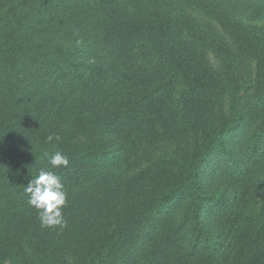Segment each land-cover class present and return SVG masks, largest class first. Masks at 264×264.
Wrapping results in <instances>:
<instances>
[{"label": "trees", "instance_id": "trees-1", "mask_svg": "<svg viewBox=\"0 0 264 264\" xmlns=\"http://www.w3.org/2000/svg\"><path fill=\"white\" fill-rule=\"evenodd\" d=\"M190 137L182 156L136 169L152 144ZM57 152L67 166L50 165ZM262 160L264 0L0 12V264H264V195L245 211L264 192ZM40 170L63 185V227L29 204Z\"/></svg>", "mask_w": 264, "mask_h": 264}, {"label": "clouds", "instance_id": "clouds-1", "mask_svg": "<svg viewBox=\"0 0 264 264\" xmlns=\"http://www.w3.org/2000/svg\"><path fill=\"white\" fill-rule=\"evenodd\" d=\"M48 142L59 141L60 137L48 135ZM53 168L67 166L66 156L57 152L49 161ZM26 192L30 194L29 204L39 210V218L42 226L65 225L62 216L61 206L65 204L66 196L60 179L51 171L40 170L39 174L29 180Z\"/></svg>", "mask_w": 264, "mask_h": 264}, {"label": "rangeland", "instance_id": "rangeland-1", "mask_svg": "<svg viewBox=\"0 0 264 264\" xmlns=\"http://www.w3.org/2000/svg\"><path fill=\"white\" fill-rule=\"evenodd\" d=\"M11 0H0V12L4 10V8L9 4ZM238 20H242L244 23L248 24H257L251 20L245 19L243 16H237ZM209 60L210 62L216 67H219V60L218 58L210 53L209 54ZM253 64H245L244 66V77L241 81V86H240V94L247 92L248 88L252 85L253 81V74L252 71H250V67H252ZM227 103V102H226ZM198 136V143L200 142V137L199 134ZM194 140V137H190L189 139H179V141H170V142H161V143H156L152 144V147L149 148L147 147V151L145 150L144 152L140 153L139 155V164L136 166L137 170H148L152 163L154 162V158L159 157L163 154H169L172 156H182L184 152L188 151L192 145V142ZM197 143V144H198ZM138 167V168H137ZM135 169V170H136ZM141 170V171H142ZM254 173L257 176H264V161L262 160L254 169ZM264 192H259L257 193L252 200L246 204L245 211L246 212H255L257 211L262 203V198H263ZM5 264H12L10 261H7Z\"/></svg>", "mask_w": 264, "mask_h": 264}]
</instances>
